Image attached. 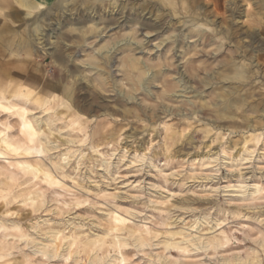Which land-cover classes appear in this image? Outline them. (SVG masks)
I'll return each instance as SVG.
<instances>
[{
  "label": "clouds",
  "instance_id": "obj_1",
  "mask_svg": "<svg viewBox=\"0 0 264 264\" xmlns=\"http://www.w3.org/2000/svg\"><path fill=\"white\" fill-rule=\"evenodd\" d=\"M0 264H264V0H0Z\"/></svg>",
  "mask_w": 264,
  "mask_h": 264
}]
</instances>
